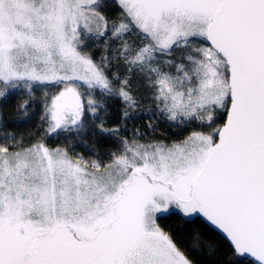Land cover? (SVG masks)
<instances>
[{"label": "snow or ice", "instance_id": "6c2138e0", "mask_svg": "<svg viewBox=\"0 0 264 264\" xmlns=\"http://www.w3.org/2000/svg\"><path fill=\"white\" fill-rule=\"evenodd\" d=\"M0 264H264V0H0Z\"/></svg>", "mask_w": 264, "mask_h": 264}]
</instances>
